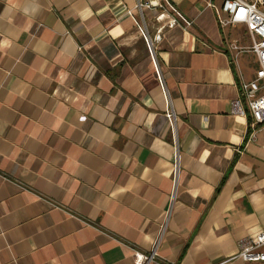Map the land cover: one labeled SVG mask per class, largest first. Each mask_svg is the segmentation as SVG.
Here are the masks:
<instances>
[{
    "label": "crops",
    "instance_id": "crops-1",
    "mask_svg": "<svg viewBox=\"0 0 264 264\" xmlns=\"http://www.w3.org/2000/svg\"><path fill=\"white\" fill-rule=\"evenodd\" d=\"M137 1L0 0V264H134L166 212L150 264H264L232 258L264 232L247 28L223 0Z\"/></svg>",
    "mask_w": 264,
    "mask_h": 264
},
{
    "label": "built area",
    "instance_id": "built-area-1",
    "mask_svg": "<svg viewBox=\"0 0 264 264\" xmlns=\"http://www.w3.org/2000/svg\"><path fill=\"white\" fill-rule=\"evenodd\" d=\"M216 10V17L219 25H236V23L244 24L247 28L248 37L250 38V44L247 46H241L236 41L230 43V48L239 52H250L255 55L257 68L251 79L240 78L239 82V94L238 98L233 103V110L236 113L245 114L246 111L250 113V125L256 126L264 123V0H223L221 6L216 8L212 3H208ZM151 6L150 0H139L135 5L136 11L143 18L142 10ZM158 7L163 8L161 3H158ZM128 13H133L128 10ZM184 22L185 26H190V21L182 17L177 13ZM168 15V14H167ZM164 11L156 16V20H163L167 17ZM177 24L175 17H167L164 26L173 27ZM139 30L147 42L148 48L151 50L152 42L147 38L145 28L140 24H137ZM154 38L159 39V34H156ZM158 82L161 88L164 90L160 72L157 70ZM165 94V93H164ZM166 117L169 121V126L172 130L174 137V122L175 113H173L171 102L166 98ZM175 157V168L177 163V156ZM173 195V194H172ZM171 195V201H172ZM164 220L160 224L159 232L152 242V247L148 253L134 251L133 259L134 264H150L157 255V248L159 246L160 238L163 235L166 221L168 220V212L164 214ZM239 258L248 262L264 261V232H259L253 237H246L241 240L239 251L232 256V258Z\"/></svg>",
    "mask_w": 264,
    "mask_h": 264
},
{
    "label": "water",
    "instance_id": "water-1",
    "mask_svg": "<svg viewBox=\"0 0 264 264\" xmlns=\"http://www.w3.org/2000/svg\"><path fill=\"white\" fill-rule=\"evenodd\" d=\"M150 1H151V5H153V6H154V5H155V6L157 5V0H150Z\"/></svg>",
    "mask_w": 264,
    "mask_h": 264
}]
</instances>
